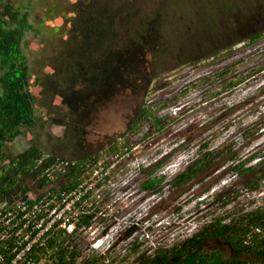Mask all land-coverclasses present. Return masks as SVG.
<instances>
[{
    "label": "trees",
    "instance_id": "obj_1",
    "mask_svg": "<svg viewBox=\"0 0 264 264\" xmlns=\"http://www.w3.org/2000/svg\"><path fill=\"white\" fill-rule=\"evenodd\" d=\"M27 1L20 0L15 4L13 0H0V205L7 202V209L20 201L33 203L48 193L55 195L76 191L91 178L93 165L100 159L128 148L124 136L106 152L78 160L44 152L37 146L15 154V141L24 135V129H31L36 124L39 98L48 109L57 106L64 112L65 116L60 113V118L53 121L65 127L76 139L84 137L85 128L98 108L120 95L131 93L145 97L127 129L129 133L141 131L144 124H149L157 133L163 132L165 118L159 113L168 107L164 103L157 109L150 108L146 99L164 75V72L157 71V66L164 62L168 54L161 11L142 13L114 0H78L71 11L72 16L66 18L70 28H60L61 31L69 30L60 39L62 47L52 46L53 57L47 61L52 70L47 68L34 82L24 45L27 44V34L32 30L38 31L30 22L32 3L36 1ZM239 14L242 20L238 19ZM216 15L220 19L215 24L213 21L207 24L205 20L200 28L208 33L221 29L219 32L224 31L226 37L211 40L205 51L199 45L201 62L219 61L224 54L231 57L239 44L258 47L264 40L263 14L254 12L256 19L246 26L242 8L228 3L225 8L216 10ZM254 25L259 28L253 29ZM181 55L178 54V61L183 64L193 65L199 61L193 62L188 60L189 56L182 58ZM261 75H264V60L244 74L237 73L233 65L219 64L213 74L203 81L217 84L213 96L220 97L231 94L243 84L258 80ZM256 90L264 93V78ZM258 122L252 125L255 129L250 131L253 138L264 127V120ZM247 130L246 127L242 131ZM146 135L151 136L152 132ZM257 139L253 140V147L245 145L248 154L244 160H241L237 150L216 151L206 146V151H202L200 157L170 181L169 186L185 193L188 185L201 175L230 163V172L254 177L246 185L248 195L260 192L264 183V158L259 150L262 145L254 147ZM82 141L78 140V146H82ZM61 162L70 164L62 172L52 171L53 179L45 174L53 164ZM166 163L162 160L152 168L149 178L141 185L142 192L153 195L164 193L163 184L167 176L159 175L157 171ZM105 164L108 167L112 162ZM140 170L146 171V168ZM52 183L59 185L50 187ZM239 195L228 190L221 192L216 208L219 212L223 211L222 214L173 244H152V248L143 250L144 242L138 238L132 240L130 255L134 260L131 264H264V203L253 201L246 205L242 201L237 202ZM89 196H85L86 199ZM181 210L179 206L175 211L179 213ZM93 219L94 215H81L73 233L59 228L54 230L46 236L43 246H34L23 264H101L107 255L98 258L94 253H86L85 249L83 235L92 227ZM111 220L114 219L104 217L102 223ZM140 223H127L119 241L136 234ZM108 230L106 225L103 233ZM146 230L153 231L154 226L151 224Z\"/></svg>",
    "mask_w": 264,
    "mask_h": 264
},
{
    "label": "rangeland",
    "instance_id": "obj_2",
    "mask_svg": "<svg viewBox=\"0 0 264 264\" xmlns=\"http://www.w3.org/2000/svg\"><path fill=\"white\" fill-rule=\"evenodd\" d=\"M13 1L15 4L20 2ZM35 1L32 3L30 22L39 32L30 31L25 38L27 44L24 45L34 82L44 70L47 68L52 70L47 63L53 57L52 46L62 47L60 39L65 37L69 30L61 31L60 28H70L71 24L66 18L72 16L71 11L78 0ZM114 2L126 8L131 6L142 13L161 11L164 17L168 54L165 55L164 62L157 66V71L164 72L162 73L164 75L146 98L150 108L157 109L164 103L168 104V107L159 113L165 118L164 131L157 133L149 124H144L141 131L129 133L127 129L145 97L141 94L126 93L100 106L94 113L91 123L86 126L84 137L76 139L65 127L53 121L54 118H60L58 116L61 114L65 116L64 112L57 106L48 109L39 98L36 105V124L31 129L23 130L24 135L15 141L14 153L19 154L31 146H37L44 152L65 159L78 160L106 152L116 140L119 141L126 136L128 148L137 147L136 150L133 149L132 153L127 151L104 157L111 160L118 155L116 174L103 190L102 203L106 218L114 220L102 223L105 216L101 217L94 223V229L89 231L90 234H84L83 237L86 241V253L91 254L93 253L91 245L97 240L94 241L93 232L97 231L99 234L97 238L104 241L110 235L109 237L116 241L101 264H131L134 260L130 255L132 240L138 238L144 242L145 250L152 248V244H173L192 235L222 214L223 211L219 212L216 208L221 192L225 193L228 190L236 196L240 194L237 202L242 201L246 205L253 201L257 204L264 203V183L260 192L248 195L246 185L254 177H242L230 172L228 169L230 163L225 165L227 169L225 167L210 169L189 184V189L185 193L169 186L170 181L188 164L200 157L202 151H206V146H209V150L216 151L237 150L241 160H244L248 154L246 150L248 147L245 148V145L253 147V140L258 138L254 141V147L262 144L259 150L263 152L264 157V131L262 132L264 128L256 133L254 138L250 133L255 129L252 125L264 120V93L256 90L264 75L248 85H241L231 94H223L220 97L213 96L217 84L203 81L213 74L219 64L233 65L240 74L255 67L264 60L262 57L264 40L258 47H250L247 43L245 46L239 44L234 55L231 57L221 55L219 61L201 62L199 58L202 56L199 53V45H202V50L205 51L211 40L218 41L226 37L224 31L219 32L221 29L214 33L205 32L200 28L202 21L206 20L207 24L213 21L215 24L220 19L219 15H216V10L220 7L225 8L230 3L232 6L242 8L244 20H247L244 21L247 23L244 25L249 26L248 24L256 19L253 17L254 12L264 15V0H114ZM238 19L242 20L241 14L238 15ZM257 28L259 26L254 25L253 29ZM194 47L197 48L193 51ZM178 54H182V58L189 56L188 60L192 59L193 62L199 61L193 65L183 64L178 61ZM246 127L248 130L243 132V128ZM147 132H152V135H146ZM78 140H83L82 146H78ZM162 160L167 163L158 169L157 173L167 176L163 184L164 193L153 195L142 192V183L149 178L150 171L157 162ZM138 162L143 163L146 171L137 169ZM58 185L52 183L50 187ZM179 206L182 210L178 213L175 210ZM144 219L146 221H143ZM132 221L141 222L139 231L132 237L119 241L124 226ZM113 224L115 226H112ZM151 224L154 230H146ZM106 225L110 232L102 238ZM94 255L100 257L97 253Z\"/></svg>",
    "mask_w": 264,
    "mask_h": 264
},
{
    "label": "built area",
    "instance_id": "obj_3",
    "mask_svg": "<svg viewBox=\"0 0 264 264\" xmlns=\"http://www.w3.org/2000/svg\"><path fill=\"white\" fill-rule=\"evenodd\" d=\"M133 149L136 150L137 147L125 148L118 154L127 151L132 153ZM117 159L118 155L111 160L100 159L93 165L91 178L74 192L63 191L55 195L48 193L33 203L20 201L8 209L7 202L1 204L0 264H23L34 246H43L46 236L54 230L59 228L68 233H73L76 229V222L83 214L94 215V223L105 216L102 210L103 190L116 174ZM109 162L112 164L105 167V163ZM69 164L68 162L53 164L45 174L53 179L52 171L62 172ZM142 167H144L143 163L138 162L137 169L140 171ZM88 194L90 196L86 199L85 196ZM94 223L84 234H90L89 231L94 229ZM109 232L102 235V238L107 236ZM97 235H99L97 231H94V241L97 240L91 245V250L98 256L106 255L112 250L116 240L109 235L104 241L97 238ZM28 264L35 263L29 262Z\"/></svg>",
    "mask_w": 264,
    "mask_h": 264
},
{
    "label": "water",
    "instance_id": "obj_4",
    "mask_svg": "<svg viewBox=\"0 0 264 264\" xmlns=\"http://www.w3.org/2000/svg\"><path fill=\"white\" fill-rule=\"evenodd\" d=\"M263 158H264V157H263ZM220 187H222V185H221Z\"/></svg>",
    "mask_w": 264,
    "mask_h": 264
}]
</instances>
